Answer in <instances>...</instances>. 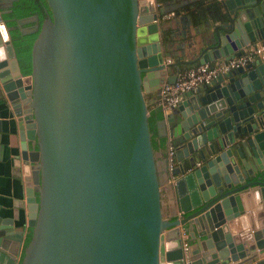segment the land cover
<instances>
[{
  "label": "water",
  "instance_id": "water-1",
  "mask_svg": "<svg viewBox=\"0 0 264 264\" xmlns=\"http://www.w3.org/2000/svg\"><path fill=\"white\" fill-rule=\"evenodd\" d=\"M12 1L0 0V86L12 118L0 121V143L6 132L18 151L30 237L20 243L23 231L4 220L0 264H264V61L187 90L157 121V135L175 142L174 181L162 165L179 218L162 209L144 97L184 62L264 42V0H217L220 13L195 30L194 59L172 61L156 0H45L28 73L2 17Z\"/></svg>",
  "mask_w": 264,
  "mask_h": 264
},
{
  "label": "crops",
  "instance_id": "crops-1",
  "mask_svg": "<svg viewBox=\"0 0 264 264\" xmlns=\"http://www.w3.org/2000/svg\"><path fill=\"white\" fill-rule=\"evenodd\" d=\"M173 3V2H172ZM171 5H174L172 4ZM163 4V2H162ZM193 5V4H191ZM190 2L179 8H171L170 5H162V15L168 12H172L169 16H164L160 19L159 33L165 43L170 46L173 56H169L166 59L175 60L174 56H181L182 59L188 60L192 56L193 40H197V34L195 30L202 31L206 25L211 21V17H205L197 22L190 17L188 10L191 8ZM170 7V8H169ZM179 58V57H178ZM8 60V59H7ZM222 59H216L213 62ZM184 62L180 65L179 70L186 66L194 65L196 62L184 65ZM211 63V62H209ZM9 69V65H6ZM177 70V69H176ZM174 71L175 73L178 71ZM174 73V74H175ZM200 85V84H198ZM197 85V86H198ZM186 92V91H185ZM185 92L180 96V100L185 97ZM150 100L155 98L157 101V91H149L145 93V97ZM156 103V102H155ZM5 100L4 92L0 86V121L2 122V128L7 126L11 127L12 118L9 117L8 107ZM171 121H166V126H170ZM168 135L165 137L167 138ZM3 141L0 143V225H3L4 220L10 219L13 230H22L20 243L24 241L26 233L25 220L26 209L24 203V189L23 179L21 173V163L16 158L17 148L9 147L7 145L6 132L2 134ZM174 139H172L173 141ZM175 144V142L173 141ZM165 152L158 151L157 161L160 174V192L162 209L164 214H173L178 210L176 205V198L174 196L173 189L168 185L165 179V172L163 170L162 161L164 159ZM18 160V161H17ZM20 169L17 173V169ZM173 216V215H172Z\"/></svg>",
  "mask_w": 264,
  "mask_h": 264
},
{
  "label": "trees",
  "instance_id": "trees-1",
  "mask_svg": "<svg viewBox=\"0 0 264 264\" xmlns=\"http://www.w3.org/2000/svg\"><path fill=\"white\" fill-rule=\"evenodd\" d=\"M156 1L159 3L158 9L161 8L163 0ZM192 4L188 13L194 22L205 17L214 18L220 13V3L217 0H196ZM45 7V0H13L9 11L2 14L5 24L10 27L9 38L22 73L30 71V47L40 21L45 16ZM32 14L36 15V20L24 22L21 25L16 23L17 18L28 17ZM20 27H24L25 30L34 28V30L22 32ZM145 100L148 110L147 123L151 132V146L154 150L165 152L166 137L157 135L156 130L157 121L163 117L161 108L155 103V98L148 100L146 95ZM29 237L30 230L28 228L24 236V243L29 240Z\"/></svg>",
  "mask_w": 264,
  "mask_h": 264
},
{
  "label": "built area",
  "instance_id": "built-area-1",
  "mask_svg": "<svg viewBox=\"0 0 264 264\" xmlns=\"http://www.w3.org/2000/svg\"><path fill=\"white\" fill-rule=\"evenodd\" d=\"M158 7L159 3L155 2ZM172 12L161 15L160 19L164 16H169ZM254 59L264 61V42L249 43L246 45L239 54L233 55L228 59H222L213 63H196L178 70L175 73L173 82L164 80L157 89V101L164 118L180 101V96L183 92L194 89L198 84L210 82L218 73L226 71L236 66L244 65ZM165 168L169 173L168 181H174L175 176L171 173L172 169L177 165L175 157V144L171 136H167L165 141ZM177 218L182 216L181 211L177 210L175 213ZM181 247L186 259V248L189 245L187 233L180 228Z\"/></svg>",
  "mask_w": 264,
  "mask_h": 264
},
{
  "label": "flooded vegetation",
  "instance_id": "flooded-vegetation-1",
  "mask_svg": "<svg viewBox=\"0 0 264 264\" xmlns=\"http://www.w3.org/2000/svg\"><path fill=\"white\" fill-rule=\"evenodd\" d=\"M194 56L192 55L188 60H193L194 58H193ZM191 63H194L193 61H191V62H187V63H185L184 65H187V64H191ZM183 65V64H182Z\"/></svg>",
  "mask_w": 264,
  "mask_h": 264
}]
</instances>
